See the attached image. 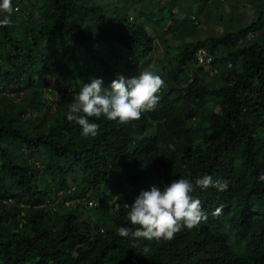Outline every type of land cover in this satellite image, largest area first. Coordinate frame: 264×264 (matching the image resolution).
<instances>
[{
  "label": "trees",
  "instance_id": "1",
  "mask_svg": "<svg viewBox=\"0 0 264 264\" xmlns=\"http://www.w3.org/2000/svg\"><path fill=\"white\" fill-rule=\"evenodd\" d=\"M14 1L0 27V264H264V0H248L238 31L191 42L206 0ZM168 35L182 41L156 62ZM201 46L219 55L218 83L196 66ZM149 66L165 87L140 120L89 118L99 128L85 137L66 119L84 83ZM204 175L227 188L195 186ZM179 178L206 221L171 240L118 234L133 226L113 212L118 197Z\"/></svg>",
  "mask_w": 264,
  "mask_h": 264
},
{
  "label": "clouds",
  "instance_id": "2",
  "mask_svg": "<svg viewBox=\"0 0 264 264\" xmlns=\"http://www.w3.org/2000/svg\"><path fill=\"white\" fill-rule=\"evenodd\" d=\"M0 11L5 13L0 17V27L9 26L14 11L12 0H2ZM164 87L165 80L162 75L153 71L151 66L138 76L127 79L119 76L111 82L109 88L103 87L101 78H93L89 83L83 84L65 116L69 122H75L82 128V135L95 136L99 125L90 122L89 118L99 119L103 116L110 121L118 120L122 124L140 120L142 114L155 109L160 100L158 93ZM195 186L203 189L218 187L219 190H224L227 183L204 175L195 180ZM193 191L194 185L189 179L179 178L169 183L162 179L152 183L149 189L142 190L134 200H126L121 204L118 197L113 212H126L133 225L120 226L118 234L135 240H171L182 228H195L207 220V214L202 208V201L192 195ZM87 205L91 207L96 203L91 199ZM246 243L245 239L242 240L239 248Z\"/></svg>",
  "mask_w": 264,
  "mask_h": 264
},
{
  "label": "rangeland",
  "instance_id": "3",
  "mask_svg": "<svg viewBox=\"0 0 264 264\" xmlns=\"http://www.w3.org/2000/svg\"><path fill=\"white\" fill-rule=\"evenodd\" d=\"M34 1L35 0L29 1L27 4L28 7H30L31 4L34 3ZM98 1L99 3H102L104 5L105 9H107V5L110 0H98ZM236 1L237 2L239 1L238 4L241 9L240 10L238 9L235 11V13H233V10H231L230 5L232 3H235ZM14 3L15 1L12 0V7ZM244 3H246V5H244ZM242 6H246V7L244 8ZM106 12L107 14H110L111 10H106ZM239 13H241V15L243 16L242 18L243 21H241L242 19L241 17H239L240 16ZM253 13H255V9L254 11H252L251 5L248 3V0H206L204 9L199 14L200 22H198V29L194 30L195 33H192V36L191 35L186 36L185 39L183 40H187L191 42L194 41L195 38L198 36L203 38L207 34L208 35L221 34L222 32H224V30L238 31L243 25L246 24V21H250V18L252 17ZM14 14L15 13L12 12L11 15L13 16ZM172 39L173 37L171 35L166 36V43L165 44L163 43L161 47L159 46L157 48L158 50L155 53L156 62H157V56L159 55L162 56L164 55V53H166V46L168 45V41H170L169 44H172L173 47H176L182 41L181 40L180 42H178ZM157 42H158V38H157ZM171 53L174 54L173 52ZM220 77L221 76L219 75L218 76L212 75L211 81L218 83L221 81ZM54 95H55L54 92L52 93L48 91L44 96L45 102L48 103V106L50 108H52L51 99L53 98ZM80 216L86 217V215H80Z\"/></svg>",
  "mask_w": 264,
  "mask_h": 264
},
{
  "label": "built area",
  "instance_id": "4",
  "mask_svg": "<svg viewBox=\"0 0 264 264\" xmlns=\"http://www.w3.org/2000/svg\"><path fill=\"white\" fill-rule=\"evenodd\" d=\"M15 9H19V6H16ZM194 24H198V19L195 15L191 16ZM256 38V34L254 32L248 33L246 36V40H253ZM219 55H214L208 48L201 46L196 50L195 59L196 66L202 67L205 71H211L214 75L219 73L218 67L215 65L216 58ZM231 66V63L229 64ZM190 81H193V77L190 78ZM11 200V199H10Z\"/></svg>",
  "mask_w": 264,
  "mask_h": 264
},
{
  "label": "crops",
  "instance_id": "5",
  "mask_svg": "<svg viewBox=\"0 0 264 264\" xmlns=\"http://www.w3.org/2000/svg\"><path fill=\"white\" fill-rule=\"evenodd\" d=\"M252 11H254V7L251 5ZM253 16V15H252ZM208 35V34H207ZM207 35L205 37H207ZM211 35V34H210ZM209 36V35H208ZM203 37V38H205Z\"/></svg>",
  "mask_w": 264,
  "mask_h": 264
}]
</instances>
